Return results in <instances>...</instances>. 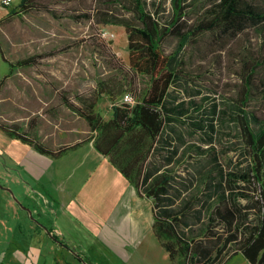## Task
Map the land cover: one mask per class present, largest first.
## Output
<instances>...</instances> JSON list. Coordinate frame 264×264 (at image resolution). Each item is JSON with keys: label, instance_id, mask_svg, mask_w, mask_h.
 Wrapping results in <instances>:
<instances>
[{"label": "trees", "instance_id": "trees-1", "mask_svg": "<svg viewBox=\"0 0 264 264\" xmlns=\"http://www.w3.org/2000/svg\"><path fill=\"white\" fill-rule=\"evenodd\" d=\"M36 1L21 0L10 15L35 8ZM133 1L138 23H118L128 33L132 69L150 76L148 88L133 105H113L107 119L95 110L94 101H84L79 107L67 102V106L95 131L96 148L109 157L141 196L153 200V231L174 264H223L233 251L243 252L253 264H264V98L256 94L264 85V54L246 62L247 75L236 102L222 112L215 103L211 115L193 119L191 108L196 100H179L171 92L174 84L176 89L184 86L182 50L193 35L206 31L236 35L254 28L264 36V0H210L212 6L188 33L180 30L188 0H172L168 24L147 9L145 0ZM173 34L179 36V45L174 52L166 53L163 43ZM1 51L11 66L8 75L18 67L34 64L35 56L13 62ZM102 91L107 93L105 85ZM256 98L260 99L259 106L250 109V101ZM187 116L193 126L188 133L191 137L203 133L200 138L204 144L214 142L218 117L235 121L249 153V168L228 171L215 146L189 141L183 130ZM1 127L41 153L56 156L63 151L50 148L18 126ZM183 163L193 167L187 174L180 170ZM243 183L260 187L261 196L249 206L240 202ZM251 209L257 211L254 219ZM218 225L220 230L215 229Z\"/></svg>", "mask_w": 264, "mask_h": 264}, {"label": "rangeland", "instance_id": "rangeland-1", "mask_svg": "<svg viewBox=\"0 0 264 264\" xmlns=\"http://www.w3.org/2000/svg\"><path fill=\"white\" fill-rule=\"evenodd\" d=\"M20 1L13 0L11 5L5 6L0 0V79L9 73L11 68L10 63L4 59L1 49L5 57L13 62L35 57L33 65L16 68L0 87V147H5L6 141H10L13 137L11 135L10 137L1 125L18 126L22 130L25 122L22 118L28 114V111L22 108V100L18 98L21 93V82L38 80L37 72L44 71V68L53 70L54 67L56 69L54 80L61 85L62 103L60 122H58L61 126L64 125L65 118L74 115V110L67 106V102L79 107L84 101H94L95 110L107 119L112 113L113 105L121 104L126 92L133 93L138 99L148 88L150 76L132 69L128 33L125 26L118 23L120 21L138 23L133 0H37L35 8L21 15H10L11 9L18 7ZM145 1L147 9L168 24L172 19V0ZM187 2V11L180 25V30L185 33L194 29L195 24L204 18L207 9L212 6L210 0ZM178 45L177 34L168 36L163 43L166 53L174 52ZM262 54H264V36L254 28H247L236 35H222L219 31H206L198 36L193 35L182 50L186 69L184 80L181 81L184 86L176 89L174 84L171 92L173 96L178 95L179 100L186 102L191 98L196 100L197 103L191 108L193 119L206 114L211 115L215 103L222 112L230 103L236 102L247 75L246 62L253 61ZM46 76L47 79L53 78V74L49 72H46ZM11 83L17 86L18 90L15 88L12 90L9 87ZM104 85L108 90L107 93L102 91ZM122 87L126 90L122 91ZM109 90L112 92L109 93ZM263 93L264 85L261 84L256 93L261 100L264 98ZM259 104L260 99H252L249 108H257ZM187 106H190V103H187ZM186 118L183 130L189 141L197 140L205 147L215 146L224 168L228 171L249 168V153L244 147L241 131L235 121L221 120L218 117L215 121L214 142L204 144L202 137L200 138L203 133L190 136L188 132L193 127L192 118L188 116ZM78 126L80 128L87 126L90 129L88 121L80 115ZM11 167L15 168L14 165ZM189 167L193 168L188 163H183L180 170L187 174ZM12 182L30 189L33 196H38L39 192L46 194L44 188L33 178L22 173L21 169L8 170L2 156L0 188H11ZM256 186L243 183L239 188L242 193L247 194L240 195V202L243 205L249 206L261 196L260 187L258 184ZM10 191L17 197L15 187ZM107 207L109 210L110 206ZM256 212L255 209H251L252 219L256 217ZM215 229L220 230V226ZM147 237L148 235L141 238L145 244L142 254L148 251L147 247L152 242H156L158 247L155 243L152 244L154 259L148 260L157 264H172L168 252L158 241L154 237L150 239ZM1 241L4 242V239ZM94 246L96 249L90 250L92 256L90 261H93L91 264H116L108 254V249L102 248L100 242L94 243ZM234 248L235 246L231 251Z\"/></svg>", "mask_w": 264, "mask_h": 264}, {"label": "crops", "instance_id": "crops-1", "mask_svg": "<svg viewBox=\"0 0 264 264\" xmlns=\"http://www.w3.org/2000/svg\"><path fill=\"white\" fill-rule=\"evenodd\" d=\"M46 72L53 74L52 80ZM37 73L38 80L21 82L18 98L28 111L22 130L63 151L56 156L41 153L9 134L12 139L0 147V159L3 156L8 170L21 169L46 191L33 196L30 189L12 182L16 197L11 188H0V264H91L90 250L98 242L116 264H157L148 260L154 259L152 244L157 243L151 241L143 255L141 240L148 235L158 241L153 231V200L141 196L96 148L95 131L80 128L75 111L63 126L58 123L62 97L61 85L54 80L56 69ZM9 87L18 90L13 83ZM223 264L253 263L243 252L233 251Z\"/></svg>", "mask_w": 264, "mask_h": 264}, {"label": "built area", "instance_id": "built-area-1", "mask_svg": "<svg viewBox=\"0 0 264 264\" xmlns=\"http://www.w3.org/2000/svg\"><path fill=\"white\" fill-rule=\"evenodd\" d=\"M12 2L13 0H2V4L5 6L11 5ZM122 103H128L133 105L136 103V98L132 93L126 92L123 96Z\"/></svg>", "mask_w": 264, "mask_h": 264}]
</instances>
